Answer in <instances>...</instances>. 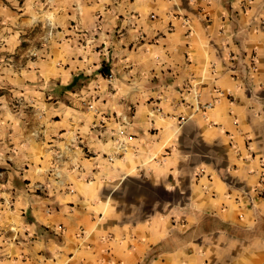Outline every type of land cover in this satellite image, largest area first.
Listing matches in <instances>:
<instances>
[{
    "label": "crops",
    "instance_id": "0c3cea01",
    "mask_svg": "<svg viewBox=\"0 0 264 264\" xmlns=\"http://www.w3.org/2000/svg\"><path fill=\"white\" fill-rule=\"evenodd\" d=\"M65 3L0 66V264H264V0ZM131 177L185 200L126 222Z\"/></svg>",
    "mask_w": 264,
    "mask_h": 264
},
{
    "label": "rangeland",
    "instance_id": "374dc122",
    "mask_svg": "<svg viewBox=\"0 0 264 264\" xmlns=\"http://www.w3.org/2000/svg\"><path fill=\"white\" fill-rule=\"evenodd\" d=\"M66 1L0 0V66L10 63L25 68L33 59L44 57L51 44L61 43L53 33L65 27L59 20L67 15ZM49 19L56 23H48ZM111 195L126 222L144 220L166 205L185 200L177 191L137 177L126 180Z\"/></svg>",
    "mask_w": 264,
    "mask_h": 264
},
{
    "label": "built area",
    "instance_id": "2783aa9c",
    "mask_svg": "<svg viewBox=\"0 0 264 264\" xmlns=\"http://www.w3.org/2000/svg\"><path fill=\"white\" fill-rule=\"evenodd\" d=\"M213 105H214V104H213L212 102H209V103L205 104L204 107H205L206 109H208V108H211ZM112 159H113V158L110 156V160H112ZM261 182L264 183V180H261ZM263 195H264V191H263Z\"/></svg>",
    "mask_w": 264,
    "mask_h": 264
},
{
    "label": "trees",
    "instance_id": "16d2710c",
    "mask_svg": "<svg viewBox=\"0 0 264 264\" xmlns=\"http://www.w3.org/2000/svg\"><path fill=\"white\" fill-rule=\"evenodd\" d=\"M104 71H105V70H104ZM105 73L107 74V72H105ZM74 81H75V80H74ZM69 87H71V85H70V86H68V88H69ZM62 91H63V90H62ZM61 93H63V92H61Z\"/></svg>",
    "mask_w": 264,
    "mask_h": 264
}]
</instances>
